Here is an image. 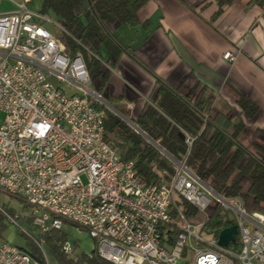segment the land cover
<instances>
[{
    "label": "built area",
    "instance_id": "obj_1",
    "mask_svg": "<svg viewBox=\"0 0 264 264\" xmlns=\"http://www.w3.org/2000/svg\"><path fill=\"white\" fill-rule=\"evenodd\" d=\"M7 1L14 9L0 14V191L28 205L41 233L59 231L63 223L84 229L98 257L111 264H177L187 256L189 264H264V214H249L240 196L216 193L188 168L189 151L176 160L160 149L166 165L153 162L157 180L143 181L134 163L104 140V104L88 89L82 53L67 54L44 26L51 22L66 33L61 23L29 10L31 0ZM222 58L232 64L236 54ZM181 132L190 148L193 138ZM221 208L232 215L224 222ZM0 214L17 226L2 207ZM199 215L203 222H194ZM233 225L234 240L220 245V232ZM62 251L71 254L68 241ZM0 264L41 263L0 242Z\"/></svg>",
    "mask_w": 264,
    "mask_h": 264
},
{
    "label": "crops",
    "instance_id": "obj_2",
    "mask_svg": "<svg viewBox=\"0 0 264 264\" xmlns=\"http://www.w3.org/2000/svg\"><path fill=\"white\" fill-rule=\"evenodd\" d=\"M135 17L137 26L113 27L135 59L125 52L112 64L99 57L108 66L101 92L121 108L117 113L132 123L157 107L153 72L180 98L210 103L221 128L242 124L238 142L264 154V0H145ZM227 51L236 54L232 64L222 58ZM249 187L242 178V191Z\"/></svg>",
    "mask_w": 264,
    "mask_h": 264
},
{
    "label": "trees",
    "instance_id": "obj_3",
    "mask_svg": "<svg viewBox=\"0 0 264 264\" xmlns=\"http://www.w3.org/2000/svg\"><path fill=\"white\" fill-rule=\"evenodd\" d=\"M144 1L42 0L41 12L61 23L66 32L59 38L66 53H82L91 83L97 82L95 92L120 113L122 110L119 106L101 95L105 71L93 55L100 57L104 54L109 64L115 63L123 52L135 59L133 53L116 39L113 27L137 26L135 11ZM224 1L231 3L233 0ZM222 4L223 1L219 3ZM150 73L158 83L154 97L157 107H147L136 120H132L148 140L130 129L115 113L99 105L103 112L104 140L117 147L122 160L134 163L135 170L145 182L157 180L151 167L153 162L160 166L166 165L160 149L176 160L189 151L188 168L197 177L206 180L216 193L226 197L240 196L245 202L251 199L255 206L262 205L264 154H254L238 142L237 137L243 125H233L232 129L225 126L221 128L217 125L216 118L209 114L210 103H191L187 98H180L159 77ZM240 105L243 111H248L246 104L241 102ZM205 115L208 117L204 121ZM181 130L193 138L190 148ZM242 178L250 182L247 192L242 191ZM5 228L0 214V241ZM53 232L50 230L42 233V237L46 238L50 251L59 264H111L99 258L95 251L89 257L68 260L62 251L61 239L51 236ZM26 252L41 264H46L44 255L38 248Z\"/></svg>",
    "mask_w": 264,
    "mask_h": 264
},
{
    "label": "rangeland",
    "instance_id": "obj_4",
    "mask_svg": "<svg viewBox=\"0 0 264 264\" xmlns=\"http://www.w3.org/2000/svg\"><path fill=\"white\" fill-rule=\"evenodd\" d=\"M18 2L19 0H13ZM41 0H31V3L28 5L29 10L33 12H40L42 8ZM14 9V5L7 0H0V14L11 11ZM51 17V16H50ZM45 28L49 30L53 35H57L59 38L62 36V33H59L54 24L51 22H47L44 24ZM89 58H91L90 53L87 54ZM51 82L64 89L67 93H76L77 91L71 89H65L63 83H57L55 80H51ZM97 82H92L88 86V89L91 91H95ZM80 93V92H77ZM103 96V94H101ZM105 101V100H104ZM107 108L105 105H103ZM108 109V108H107ZM2 122V116H0V124ZM0 207L5 209L10 215L14 216L17 220V226L5 224L6 228L3 233V238L0 242H8L12 245H15L21 249H24L28 252L34 251L35 248H38L42 254L44 255L45 261L49 264H59L54 258L53 254L50 251V245L47 242L45 237H42L38 234L37 230H34V226H39L34 222V218L31 215L30 208L28 205L22 201L20 198L11 197L0 191ZM215 208L214 201L209 206L208 210L213 211ZM248 213L258 212L264 214L263 206H255L251 201H249L247 205ZM217 216L222 222L226 219L231 218L232 215L229 211L224 208L219 209L217 212ZM194 222L201 223L203 222L202 215H199L195 218ZM25 224L20 226L21 224ZM26 227V228H25ZM54 231L51 236L55 238L61 239L60 244L68 241L71 244L72 251L71 254H65L68 260L77 259L83 256L89 257L93 253V251H97V243L94 239H91L88 235L87 231L84 229L77 228L71 224L63 223L62 229L59 231ZM189 256L180 260L177 264H189Z\"/></svg>",
    "mask_w": 264,
    "mask_h": 264
},
{
    "label": "water",
    "instance_id": "obj_5",
    "mask_svg": "<svg viewBox=\"0 0 264 264\" xmlns=\"http://www.w3.org/2000/svg\"><path fill=\"white\" fill-rule=\"evenodd\" d=\"M101 101L110 111L114 112L117 116H120L115 109H113L106 101H104V99L101 98ZM129 123L131 122L129 121ZM236 232L237 230L235 225L232 227H225L219 234V244L222 246H227L230 240H234Z\"/></svg>",
    "mask_w": 264,
    "mask_h": 264
}]
</instances>
